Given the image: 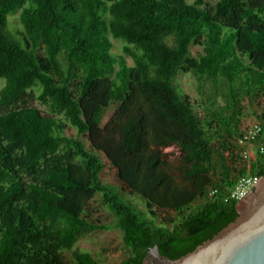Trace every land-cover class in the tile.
<instances>
[{
	"label": "trees",
	"instance_id": "obj_1",
	"mask_svg": "<svg viewBox=\"0 0 264 264\" xmlns=\"http://www.w3.org/2000/svg\"><path fill=\"white\" fill-rule=\"evenodd\" d=\"M204 7L205 0H0V264H68L64 253L108 230L89 210L97 194L132 252L121 264H144L156 246L179 260L237 220L227 194L242 177L264 179V156L249 171L239 147L243 103L264 99V0ZM19 11L22 29L12 32ZM111 38L126 45L124 56L113 54ZM195 46L204 52L192 71L203 117L175 85ZM35 91L78 138L33 106ZM258 119L264 133V107ZM172 147L177 164L164 154ZM98 154L149 210L193 200L207 176L212 198L169 230L103 185ZM72 258L99 264L86 252Z\"/></svg>",
	"mask_w": 264,
	"mask_h": 264
},
{
	"label": "rangeland",
	"instance_id": "obj_2",
	"mask_svg": "<svg viewBox=\"0 0 264 264\" xmlns=\"http://www.w3.org/2000/svg\"><path fill=\"white\" fill-rule=\"evenodd\" d=\"M188 5H195L196 0H186ZM219 0H205L207 8H214ZM206 7L200 8L206 10ZM20 11L10 16V28L12 32L21 30L22 26L20 23ZM114 45L113 54L117 57L124 56V47L126 46L122 41H116L111 38ZM203 48L200 46H195L191 49V52L184 62L180 74L176 80L175 85L179 88L182 94L187 97L196 112L199 113L201 117L205 115V111L202 108V98L198 90V83L194 79L192 71L195 64L200 61L203 56ZM129 66L133 67V61L126 57ZM5 82H0V90L4 87ZM39 92H34L33 106L40 110L44 115L52 116L57 120L62 122L64 127V135L66 137L78 138L77 130L73 128L68 121L61 114H53L49 106L38 100ZM264 107V99L258 100L254 105H251L248 101L243 103V114L241 130L244 131L248 126L254 123H261L258 117L262 116ZM115 112V107L112 106L107 110L103 126H105L112 115ZM86 148L93 151V145L90 139H84ZM254 153L258 155V149H254ZM169 162L177 164L181 159V154L177 148H170L164 151ZM102 163L104 164V172L102 174L103 185L112 191L118 193L122 199L126 200L132 208L139 214H143L145 218L149 221H154L157 225H165L169 230L178 225L184 218L195 213L199 208H201L205 203L206 199L212 198V189L210 190V184L213 182L211 176L204 178L203 185L200 191L197 193L193 200L185 201L173 208L166 210L159 209L155 207L153 210H149L145 203L140 199L133 196L128 188L123 185L118 177L117 171L111 167L107 158L98 154ZM64 156V155H62ZM74 164L82 165L81 159H75ZM242 161L238 160L237 165L241 167ZM204 193L207 195L204 196ZM93 220L101 226H105L108 230L96 232L86 238L81 239L75 246L73 252H86L90 253L99 264H121L124 260L132 255L131 250H129L123 241V233L118 228V220L114 213L102 205L101 195L97 194L95 200L90 204L89 208ZM73 252H66L63 254L64 260L68 264H74L72 254Z\"/></svg>",
	"mask_w": 264,
	"mask_h": 264
},
{
	"label": "water",
	"instance_id": "obj_3",
	"mask_svg": "<svg viewBox=\"0 0 264 264\" xmlns=\"http://www.w3.org/2000/svg\"><path fill=\"white\" fill-rule=\"evenodd\" d=\"M239 217L212 240L172 261L154 247L144 264H264V179L237 205Z\"/></svg>",
	"mask_w": 264,
	"mask_h": 264
},
{
	"label": "built area",
	"instance_id": "obj_4",
	"mask_svg": "<svg viewBox=\"0 0 264 264\" xmlns=\"http://www.w3.org/2000/svg\"><path fill=\"white\" fill-rule=\"evenodd\" d=\"M243 137L239 140V147L242 151L241 157L250 171L252 165L260 156H264V133L261 123H254L248 126L244 131ZM258 149V155L254 153V149ZM259 176L248 175L239 179L236 187L231 190L226 197V203H240L261 181ZM215 191L213 195H216Z\"/></svg>",
	"mask_w": 264,
	"mask_h": 264
}]
</instances>
